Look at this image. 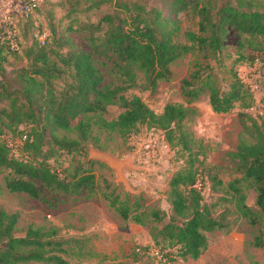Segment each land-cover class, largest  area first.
I'll return each instance as SVG.
<instances>
[{
  "label": "trees",
  "instance_id": "obj_1",
  "mask_svg": "<svg viewBox=\"0 0 264 264\" xmlns=\"http://www.w3.org/2000/svg\"><path fill=\"white\" fill-rule=\"evenodd\" d=\"M85 1L99 5L108 0ZM163 1L166 7L146 0H115L111 11L78 27L87 36L86 49L71 46L63 50L65 43L46 42V38L43 44L36 40L24 49L25 27L34 22V13L45 0L29 18L19 19L18 48H10L6 28L0 24V170L6 172L4 182L9 191L25 192L34 198H41V186L56 194L79 193L85 187L90 193L100 192L123 219L149 226L152 244L159 247L165 262H174L199 258L208 246V233L230 228L241 217L252 218L246 189L256 191V204L264 216V120L252 115L251 109L256 106L253 88L237 71L224 89L217 86L211 72L201 75L196 71L184 79L182 89L188 103L208 92L215 112H229L238 102L247 109L240 112L243 137L229 152L239 175L226 183L220 197L232 206L214 214V204L203 200L208 179L203 166L206 149L186 128L197 110L171 102L157 113L141 96L126 93L139 87L156 90L160 81L170 80V64L194 48L218 56L231 29L242 38V46L244 42L251 49L260 46L264 38V0ZM184 11L198 18L197 30L185 32L189 42L179 39L177 15ZM23 49L26 63L6 69L8 57L18 56ZM238 57V61L247 59L250 63L257 60L252 51L247 55L240 52ZM107 64L114 81L103 84L99 65ZM139 71L143 83H139ZM110 105H119L122 112L109 121L101 114ZM78 116L86 117L73 124ZM246 119H250V125ZM94 123L117 131L125 140L141 126L153 127L163 132L170 146L188 153L187 163L170 180L169 212L159 207L148 209L139 199L122 198L114 190L103 191L91 166L72 176H62L53 169V148L88 155ZM73 129L75 137L58 134L59 130ZM19 144L22 156H18ZM86 160L91 165L107 166ZM18 218L17 212L0 208V264H78L62 255L66 251L63 241L41 227L31 225L25 235H15ZM146 250L148 246L139 247L131 257Z\"/></svg>",
  "mask_w": 264,
  "mask_h": 264
},
{
  "label": "rangeland",
  "instance_id": "obj_2",
  "mask_svg": "<svg viewBox=\"0 0 264 264\" xmlns=\"http://www.w3.org/2000/svg\"><path fill=\"white\" fill-rule=\"evenodd\" d=\"M11 1V2H10ZM149 4L166 7L163 0H146ZM7 0H4L6 3ZM10 8L17 12L22 0H9ZM115 0H108L99 5L85 0H45L32 19L34 22L25 27L24 49L46 36V42L65 43L63 50L88 48L87 36L78 27L81 24L97 21L102 14L112 10ZM0 21L6 12L1 10ZM180 29L179 39L189 42L185 32L197 30L198 18L193 12H180L177 15ZM1 23V22H0ZM2 24V23H1ZM60 38V41H55ZM233 29L229 30L223 48L218 56L197 48L175 59L171 64L170 80L159 82L156 90L142 87L127 91V95L137 94L157 113H161L166 104L181 102L197 110L193 118L186 123V128L202 142L206 149L204 160L208 179L203 189V200L214 204L213 213L218 214L232 204L220 199L226 183L239 175L236 163L229 152L237 148L245 132L240 120V112L247 111L241 102L229 112L219 113L212 109L209 93L188 103L183 95V81L192 73L200 71L201 75L212 73L218 87L227 88L233 78V71L253 88L256 106L253 116H262L264 120V38L255 49L244 42ZM191 43V42H190ZM23 49V50H24ZM252 51L257 60L238 61L239 53L247 55ZM25 50L18 56H9L6 69L26 63ZM103 74V84L114 81L110 64L99 65ZM139 83H143L139 71ZM122 112L119 105H110L101 116L106 120L115 119ZM260 115V116H259ZM86 116L73 120L76 124ZM248 125L250 119H246ZM23 128V126H22ZM59 135L75 137L76 132L58 131ZM93 135L88 144V155L67 153L53 148L50 160L53 169L61 175H74L78 170L92 167L96 179L103 191L114 190L122 198L128 196L131 201L139 199L145 207H159L169 212L170 180L179 168L185 166L188 153L170 146L164 139L163 132L153 127L141 126L139 132L123 139L117 131L108 130L93 124ZM50 138V137H49ZM20 141L19 137H15ZM20 149L18 156L23 153ZM21 151V152H20ZM203 156H200L202 159ZM91 159L104 163L87 162ZM6 172L0 170V208L19 215L15 235H25L29 226L41 227L63 241L66 249L62 255L78 264H264V216L256 204L257 193L254 189L245 190L246 203L251 207V219L241 217L232 227L217 229L208 233V246L197 259L179 258L174 262H165L161 250L152 244L149 226L123 219L109 205L100 192L90 193L83 188L79 193L56 194L41 186V198H34L25 192H11L4 182ZM218 181H222L219 184ZM149 247L141 255L131 257L139 247ZM154 250L158 254L153 253ZM162 258V259H161ZM31 264H41L32 262Z\"/></svg>",
  "mask_w": 264,
  "mask_h": 264
},
{
  "label": "built area",
  "instance_id": "obj_3",
  "mask_svg": "<svg viewBox=\"0 0 264 264\" xmlns=\"http://www.w3.org/2000/svg\"><path fill=\"white\" fill-rule=\"evenodd\" d=\"M43 0H22V3L20 7L18 8L17 12H13L12 10H9L4 13L2 19H1V25L3 28H6V35L9 39L10 48L16 49L19 47L18 45V23L20 18H29L31 14L35 11L37 6L42 2ZM40 40L42 43L45 42V35H41ZM255 107V106H254ZM253 107V108H254ZM253 108L251 110H253ZM155 254H158L157 250H154ZM162 256V254H161Z\"/></svg>",
  "mask_w": 264,
  "mask_h": 264
},
{
  "label": "crops",
  "instance_id": "obj_4",
  "mask_svg": "<svg viewBox=\"0 0 264 264\" xmlns=\"http://www.w3.org/2000/svg\"><path fill=\"white\" fill-rule=\"evenodd\" d=\"M12 1H13V0H12ZM10 2H11V1H10ZM10 2H9V0H7V2L4 3V0H0V13H3V12H1V10L3 11V10L6 9V12L10 10V8H7V7H9Z\"/></svg>",
  "mask_w": 264,
  "mask_h": 264
}]
</instances>
